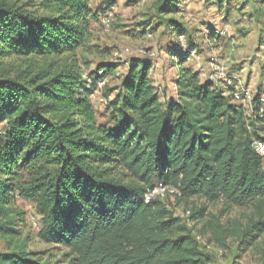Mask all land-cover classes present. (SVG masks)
Masks as SVG:
<instances>
[{
	"label": "trees",
	"instance_id": "1",
	"mask_svg": "<svg viewBox=\"0 0 264 264\" xmlns=\"http://www.w3.org/2000/svg\"><path fill=\"white\" fill-rule=\"evenodd\" d=\"M116 1L96 10L89 0L0 1V241L7 247L0 264H215L163 200L145 202L159 185L178 188L186 204L252 208L245 225L204 221L205 207L189 208L198 233L222 249L234 239L246 251L264 235V159L251 148L262 139L264 115L247 120L221 88L185 66L179 43L168 50L177 68L173 98L162 101L151 65L131 59L106 102L108 124H97L95 85L118 67L83 72L77 52L91 41L101 7ZM176 4L157 0L153 19L170 24L164 16ZM18 200L32 205L40 241L65 250L64 262L27 250Z\"/></svg>",
	"mask_w": 264,
	"mask_h": 264
},
{
	"label": "rangeland",
	"instance_id": "2",
	"mask_svg": "<svg viewBox=\"0 0 264 264\" xmlns=\"http://www.w3.org/2000/svg\"><path fill=\"white\" fill-rule=\"evenodd\" d=\"M7 1L22 4L28 0ZM104 1L89 0V6L96 10ZM156 1L117 0L109 9L101 7L103 11L98 14L97 23L91 27V41L77 52L83 72H93L97 66L108 63L118 67L117 73L107 78L105 87L94 91L91 97L98 125L108 124L106 102L115 94L119 78L126 73L131 59L151 65L152 83L162 101L173 96L177 68L168 50L179 43V35L196 48V55L188 59L185 66L199 73L201 81L211 75L219 88H224L226 84L216 76L218 68L222 67L235 86L247 89L253 96H264V0H176L175 12L164 16L171 20L168 25L153 19ZM219 2L221 9L217 7ZM125 49L130 50L133 57L123 56ZM259 136L264 139V127ZM163 202L175 218L181 219L197 235L200 246L215 264H262L264 235L246 251H242L234 239L228 240L227 249H222L210 243L208 233H198L202 232L201 224L195 225L189 220L190 207H205L204 221L213 217L222 225L232 222L245 225L253 214L250 206L228 209L221 202L209 204L191 199L186 204L173 197ZM15 206L24 213L18 229L27 250L51 262H64L65 250L40 241V221L32 205L18 200ZM6 250L5 243L0 241V252Z\"/></svg>",
	"mask_w": 264,
	"mask_h": 264
},
{
	"label": "built area",
	"instance_id": "3",
	"mask_svg": "<svg viewBox=\"0 0 264 264\" xmlns=\"http://www.w3.org/2000/svg\"><path fill=\"white\" fill-rule=\"evenodd\" d=\"M151 37V36H149ZM178 42L181 47V51L183 53L188 52V59L194 57L196 55V51L188 50V47L184 41V38L180 36L178 38ZM123 56L133 57L132 52L128 49H125L122 52ZM216 76L225 83V87L221 88L224 92V95L230 96L233 103L241 106L244 111L245 118L251 119L256 117H262L264 115V96L260 95L257 101H254V97L247 89H242L237 87L231 81V78L228 76V72H226L222 67L218 68ZM82 78L88 82V85H91V82L87 78V75L84 73ZM209 82L214 83L216 87H219L217 83L213 80V76H208L206 78ZM107 83V78H104L96 83L95 90L105 87ZM251 148L253 152L259 156L260 158L264 159V139H256L252 141ZM181 196V193L178 188L170 187V186H162L159 185L152 190L148 191L145 194V202L148 203L152 200H164L168 197L178 198ZM188 215V214H187ZM36 226V224L34 223Z\"/></svg>",
	"mask_w": 264,
	"mask_h": 264
},
{
	"label": "crops",
	"instance_id": "4",
	"mask_svg": "<svg viewBox=\"0 0 264 264\" xmlns=\"http://www.w3.org/2000/svg\"><path fill=\"white\" fill-rule=\"evenodd\" d=\"M263 46V45H262ZM150 72H152V67H151V71ZM246 75H248V72L246 73ZM262 76V75H261ZM240 78H243L242 76H240ZM245 78H247V76L245 77ZM249 78V77H248ZM203 83V82H202ZM173 88H174V84H173ZM175 96V89H174V94H173V96L171 97V98H173Z\"/></svg>",
	"mask_w": 264,
	"mask_h": 264
}]
</instances>
